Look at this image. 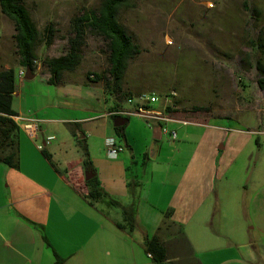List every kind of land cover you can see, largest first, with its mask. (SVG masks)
I'll list each match as a JSON object with an SVG mask.
<instances>
[{"label":"crops","instance_id":"1","mask_svg":"<svg viewBox=\"0 0 264 264\" xmlns=\"http://www.w3.org/2000/svg\"><path fill=\"white\" fill-rule=\"evenodd\" d=\"M22 69L19 65L14 70L15 80L19 78L18 88L23 86L24 77L19 75ZM34 72L40 73V65L34 67L33 77ZM42 76L47 83L48 78ZM55 87L56 106L69 108L75 116L66 118L50 114L51 103L39 100H34L31 108L29 105L23 108L19 99L25 95L17 91L16 83L14 86L11 102L16 113L14 121L19 125L18 117L34 119L38 129L34 137L20 129L18 168L0 163V264H54L55 255L63 259L62 264H151L143 234L151 237L158 233L167 209H172L171 220L182 225L189 251L174 239L178 228L171 225L161 234L168 254L164 264H264V167L261 166L264 159L250 171L248 155L251 150H245L247 141L244 143L252 138L250 129L213 124L211 119L192 122L171 117L167 126L177 122L195 126L192 134L195 136H183L178 140L175 156L182 153L187 143H193V150L165 198L161 192L156 202H150L143 198L141 189L138 191L137 226L127 232L116 225L122 219L120 208L104 203L90 205L82 197L87 191L80 140L86 144L101 187L123 206L131 201L126 159L119 160V153L109 157L106 152L114 161L103 163L93 157L89 143L95 131L108 135L115 127L117 116L110 115L115 109L114 103L99 85L83 80L65 77ZM16 95L17 106L14 103ZM120 106L131 108L127 103ZM129 122L128 119L124 127L126 141L119 143L131 149L127 133ZM52 123L65 124L57 129V132L62 130L61 134L56 132L57 136L61 135L56 144L51 142L55 138L46 143V138L53 136L48 132V125ZM71 123L77 127H68ZM155 125L148 126L156 139L160 126L154 128ZM38 145L43 146L50 159L42 155ZM73 146L76 152L69 157ZM263 150H258L260 156H264V152H260ZM131 151L130 157L133 148ZM159 151L160 147L157 152L152 149V156ZM222 179L224 188L227 184L236 193L224 191V201H227V193L231 199L227 201L230 203L227 209L221 205L220 219L223 216L233 222L231 225L216 223L217 231H214L211 220L218 203L213 200L221 193L214 189V181ZM222 227L224 232H218L223 231Z\"/></svg>","mask_w":264,"mask_h":264},{"label":"rangeland","instance_id":"2","mask_svg":"<svg viewBox=\"0 0 264 264\" xmlns=\"http://www.w3.org/2000/svg\"><path fill=\"white\" fill-rule=\"evenodd\" d=\"M99 1L25 0V7L37 30L33 51L35 60L40 62L41 74L34 72L33 78L21 80L23 86L20 88L19 78L16 77L17 91L25 95L19 99L23 108L28 105L31 108L34 100H39L41 103H51L52 108L48 109L50 114L66 118L75 116L69 108L56 106L57 87L52 83L47 84L42 76L50 77L44 60L68 52L69 40L74 37L73 17L79 11L97 7ZM249 1L261 11L260 16L247 11L243 0H134L132 8L121 10L118 15V21L139 48L138 54L127 64L120 84V98L115 100L107 89L105 44L100 36L91 32H85L81 40L78 66L72 71H63L60 81L66 77L97 84L105 96L113 103L118 101V105L126 103L129 97L145 92H154L161 98L170 95L166 102V107L173 111L169 113L170 117L172 114L186 120L211 119L213 124L250 129L252 138L250 141L244 140V143L247 141L245 150H251L248 162L250 171H253L264 159L258 152L260 148L264 149V74H260L256 68L255 54L249 40L255 37L259 29H264V0ZM14 33L13 22L0 11V68L12 67L17 70L19 66ZM261 68L264 69V57ZM260 78L263 79L262 86L258 81ZM17 102L16 95L15 106ZM162 105L163 99L152 104L157 109ZM129 121L127 133L133 156L130 157L132 148L125 147L117 157L119 160L122 157L126 159L129 178L137 183L136 188L141 185L138 189H141L143 198L156 202L161 192L163 198L167 196L171 184L191 154L193 143L184 145L178 156H175L174 148L179 139L183 136L189 138L195 132V126L182 122L170 123L167 127L175 131L176 138L162 133L159 139H155L152 128L145 120L130 116ZM48 126V132L55 138L51 142L56 144L61 140V135L57 136V133L61 134L62 130H58L59 133L57 129L65 127V124L52 123ZM71 126L77 127V124L68 125ZM111 135L118 138L111 129L108 135L95 131L89 140L93 157L103 163L114 161L107 157L104 147L105 138ZM73 147L68 153L69 157L70 153L76 152ZM159 147L160 151L152 156V149L157 152ZM261 166L264 167L263 162ZM214 185V189L222 193L213 200L218 204L211 221L213 230L217 231L216 223L231 225L233 222L223 216L220 219V207L222 205L227 209L230 206L227 201L231 198L227 193V201H224V191L235 194L236 190L227 184L224 188V179L215 180ZM222 230L218 232H224V227ZM174 239L177 241V236Z\"/></svg>","mask_w":264,"mask_h":264},{"label":"trees","instance_id":"3","mask_svg":"<svg viewBox=\"0 0 264 264\" xmlns=\"http://www.w3.org/2000/svg\"><path fill=\"white\" fill-rule=\"evenodd\" d=\"M134 0H100L97 7L79 11L72 19V29L74 37L69 40L68 52L60 57L45 58L44 63L49 69L50 77L48 83L58 84L63 71H72L75 69L81 59L80 46L85 32H91L100 36L105 44V53L107 58L106 76L107 89L114 95L115 100L119 99L121 91L120 84L128 62L133 59L139 52L137 43L127 32L125 27L118 21V15L121 10L132 8ZM25 0H0L1 13L10 19L14 24L15 33L13 35L18 55L20 57L19 65L25 68L30 67L34 71L35 55L33 45L37 38V30L32 23L29 13L25 7ZM244 8L252 15L260 16L261 11L251 4L249 0H243ZM251 48L255 54V65L260 74H264L261 68L264 57V29H259L255 37L249 40ZM260 86L263 85V79L258 80ZM15 86V72L12 67L0 68V163L10 168H18V134L20 129L13 117L16 113L12 110L11 102ZM170 96V95H165ZM118 101L114 103V108H119ZM166 111L172 113L170 107ZM170 116V115H169ZM173 118H178L172 115ZM114 118V116H113ZM129 119V117H124ZM181 118V117H179ZM202 120V119H201ZM206 120V119H205ZM197 122L198 120H190ZM161 126L160 123L155 127ZM125 124L113 127L115 135L119 141H126L124 134ZM83 155L82 169L83 173H88L89 178H84L86 194L82 197L90 205L104 203L110 207L121 209L122 219L116 223L119 229L131 232L137 226L136 223V202L139 198L138 191L141 185L136 188L137 183L129 180L127 182L128 193L131 201L127 205H121L119 201L112 198L100 185L95 169L89 157L86 144L83 140L79 142ZM41 153L47 159L49 154L43 149ZM128 176H129V169ZM172 209L163 212V219L158 227V233L151 237L143 234V244L146 253L150 256L151 264H164L167 259V250L165 244L161 241V234L171 225L177 226V241L182 243L188 249V243L182 234L183 231L179 224L171 220ZM179 236V237H178ZM47 243L46 238L43 236ZM183 248V247H182ZM63 259L55 255L54 264H62Z\"/></svg>","mask_w":264,"mask_h":264},{"label":"built area","instance_id":"4","mask_svg":"<svg viewBox=\"0 0 264 264\" xmlns=\"http://www.w3.org/2000/svg\"><path fill=\"white\" fill-rule=\"evenodd\" d=\"M34 66L40 65V62L34 60ZM24 68L19 71V75H24ZM174 95V93H171ZM168 96L161 98L154 92H145L139 95L129 97L126 100V103L131 108H123L119 107L114 109L110 115L112 116H120V117H130L137 116L145 120L147 125L152 126L153 124L160 123V132L169 135L172 139L176 137V133L174 130H169L167 127V123L171 120L169 116V112L166 111V105L168 102ZM160 99H163V105L161 108H153L152 104L158 102ZM20 121L18 125L19 129L24 131L30 137H34L37 132V124L34 119L18 117L16 119ZM54 137L48 136L46 138V143L51 141ZM120 141L116 137H107L105 139L104 145L106 152L109 157H116V155L123 150V146L119 143ZM37 148L39 150L43 149L42 145H38Z\"/></svg>","mask_w":264,"mask_h":264},{"label":"water","instance_id":"5","mask_svg":"<svg viewBox=\"0 0 264 264\" xmlns=\"http://www.w3.org/2000/svg\"><path fill=\"white\" fill-rule=\"evenodd\" d=\"M24 79H31L33 77L32 71L30 69V67L26 66L25 67V71H24V75H23ZM128 121L127 118H123V117H115L114 119V126H119V125H123ZM160 136V132L159 134L156 136V138H158ZM89 174L88 173H84V178L87 179L89 178Z\"/></svg>","mask_w":264,"mask_h":264}]
</instances>
